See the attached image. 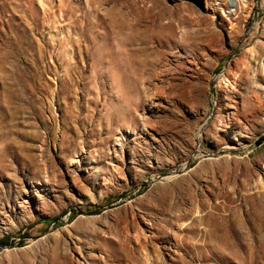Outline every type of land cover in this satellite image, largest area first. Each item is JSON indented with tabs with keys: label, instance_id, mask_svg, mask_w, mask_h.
<instances>
[{
	"label": "rangeland",
	"instance_id": "374dc122",
	"mask_svg": "<svg viewBox=\"0 0 264 264\" xmlns=\"http://www.w3.org/2000/svg\"><path fill=\"white\" fill-rule=\"evenodd\" d=\"M263 58L264 0H0V264H264Z\"/></svg>",
	"mask_w": 264,
	"mask_h": 264
},
{
	"label": "bare ground",
	"instance_id": "6f19581e",
	"mask_svg": "<svg viewBox=\"0 0 264 264\" xmlns=\"http://www.w3.org/2000/svg\"><path fill=\"white\" fill-rule=\"evenodd\" d=\"M246 1L248 0H242V4L246 5ZM256 55H257V49L255 45H251L250 47H248L246 49V62H247V67L248 69L253 68L251 71H253V76L255 77V68H254V61L256 59ZM264 61V58H263ZM263 66H264V62H263ZM224 80L227 83H231V80H229L228 78L224 77ZM224 81V82H225ZM258 95V92H257ZM260 100H264V92L260 93V95L258 96Z\"/></svg>",
	"mask_w": 264,
	"mask_h": 264
},
{
	"label": "trees",
	"instance_id": "16d2710c",
	"mask_svg": "<svg viewBox=\"0 0 264 264\" xmlns=\"http://www.w3.org/2000/svg\"><path fill=\"white\" fill-rule=\"evenodd\" d=\"M261 139H262V137H259V138L257 139V143H260V142H261ZM72 211L74 212V210H72ZM73 214H74V213H73ZM18 233L21 234L20 231H19ZM8 242H9V237H8V236H4V237L0 238V246H1V245L8 244Z\"/></svg>",
	"mask_w": 264,
	"mask_h": 264
}]
</instances>
